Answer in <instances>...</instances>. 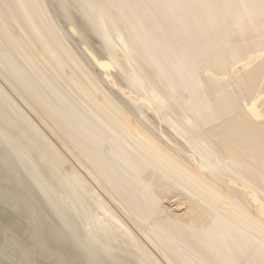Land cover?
<instances>
[{
  "label": "bare ground",
  "instance_id": "obj_1",
  "mask_svg": "<svg viewBox=\"0 0 264 264\" xmlns=\"http://www.w3.org/2000/svg\"><path fill=\"white\" fill-rule=\"evenodd\" d=\"M0 190L45 264H264V0H0Z\"/></svg>",
  "mask_w": 264,
  "mask_h": 264
},
{
  "label": "rangeland",
  "instance_id": "obj_2",
  "mask_svg": "<svg viewBox=\"0 0 264 264\" xmlns=\"http://www.w3.org/2000/svg\"><path fill=\"white\" fill-rule=\"evenodd\" d=\"M23 109H24V107H23ZM24 110H26V109H24ZM30 113V112H29ZM28 113V111H27V114L29 115V117H31V119H33L34 120V122L37 124V125H39V123H37L36 121H35V119H34V117H32V115L31 114H29ZM39 127L40 128H42L41 130L42 131H44V133L47 135V137H48V139H50V140H52V137H50V134L47 132V130H45L43 127H41V125H39ZM50 137V138H49ZM53 142H54V140H52ZM55 143V142H54ZM61 149V148H60ZM62 151H63V149H61ZM68 158V157H67ZM70 158V157H69ZM68 160H70V159H68ZM70 162H72V160L70 161ZM2 191V192H1ZM1 193H3V190H0V196L1 197H4L5 195H1ZM0 197V201H5L7 198H1ZM25 198V197H24ZM24 198L22 197V201H24L25 202V200H24ZM18 199H19V201H18ZM17 200L15 199L14 201L13 200H11L10 199V202H9V199H7L4 203L5 204H8L7 205V207H13V208H10L9 207V213L10 212H12V213H10V216H9V213H8V211H7V209L8 208H3L2 209V212H3V216H0V236H1V238H0V250H1V255H3V253H4V258L2 259L1 257H3V256H0V260H1V263L2 264H45V261H42V258L41 257H39V255H37V253H35L34 251H31L32 249H33V245H36L34 242H33V240L34 239H36V237H34V235H32L33 233H35V231L37 232L39 229H40V226H41V222L39 223L40 225H36V223H37V221L39 220V221H41L40 220V216L39 215H36V217L38 216V218L39 219H37V221H36V223H34L33 221V223H32V225H31V223L30 222H26L24 219H23V217L25 216V214L26 213H28V212H31L32 210H31V204H29L27 201V203H26V205L27 204H29V205H27V206H29L30 208V210L31 211H29L28 210V208H27V206L26 205H24L23 203H21L20 202V198H18ZM15 201H16V203H15ZM2 202H0V210H1V206H3V205H1V203ZM18 202V203H17ZM11 203H13V205L11 204ZM16 205V206H15ZM6 206V205H5ZM5 206H3V207H5ZM24 207V208H23ZM26 208V209H25ZM11 209H13V210H11ZM19 209H20V211H19ZM32 209H33V207H32ZM16 210H18V211H16ZM23 210V212H21ZM34 210V209H33ZM5 212H7L8 213V216H7V213H5ZM17 212V213H16ZM34 212V211H33ZM20 213V214H19ZM39 213V212H38ZM4 214H6L5 216H4ZM18 214H19V216H18ZM33 214V217L34 218H36L35 217V214H37V213H32ZM17 215V216H16ZM8 218H7V217ZM14 216V217H13ZM12 217V219H10ZM15 217H17V219L18 220H15L16 221V223L15 222H13V218H15ZM22 217V218H21ZM33 218V219H34ZM10 220H11V222H10ZM35 220V219H34ZM18 221V222H17ZM24 221V222H23ZM38 221V222H39ZM26 224V225H25ZM29 224V225H28ZM33 224H35V226H33ZM3 231V232H2ZM34 231V232H33ZM33 232V233H32ZM11 235V236H10ZM37 235V234H36ZM9 236V237H8ZM42 236L43 235H41V237L40 238H42ZM8 238V239H7ZM10 238H12V239H10ZM5 240L4 242H3V240ZM12 241H10V240ZM7 240V241H6ZM13 240L15 241L16 240V242L17 243H19L18 245H23V247L25 246L26 248H27V250H28V248H29V246H30V248H29V250L32 252L31 254H29V253H27V254H29V255H32L33 254V259H31L30 260V258H32L31 256H27L26 258H24V259H22V258H20V257H17V255H15L14 254V252H13V244H14V242H13ZM6 242V243H5ZM11 242V243H10ZM22 242V243H21ZM9 243V244H8ZM4 246V247H3ZM6 246V247H5ZM1 247H2V249H1ZM8 247V248H7ZM10 247V248H9ZM24 247V248H25ZM25 248V249H26ZM28 250V251H29ZM8 251V252H7ZM11 251V252H10ZM35 254V255H34ZM14 255V256H13ZM13 256V257H12ZM34 256H37V257H34ZM10 257V258H9ZM11 259H13V260H11ZM22 260V261H21ZM39 260V261H38ZM44 260V259H43ZM3 261V262H2ZM7 261V262H6ZM9 262V263H8ZM22 262H24V263H22ZM48 263V262H47ZM46 263V264H47Z\"/></svg>",
  "mask_w": 264,
  "mask_h": 264
}]
</instances>
